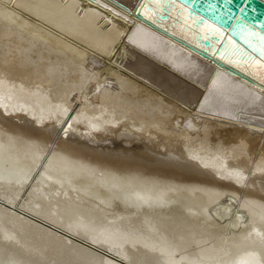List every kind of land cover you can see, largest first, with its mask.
<instances>
[{"label": "bare ground", "instance_id": "1", "mask_svg": "<svg viewBox=\"0 0 264 264\" xmlns=\"http://www.w3.org/2000/svg\"><path fill=\"white\" fill-rule=\"evenodd\" d=\"M167 4L0 0V264H264V64L207 54L220 29ZM224 189L238 210L209 215Z\"/></svg>", "mask_w": 264, "mask_h": 264}, {"label": "water", "instance_id": "2", "mask_svg": "<svg viewBox=\"0 0 264 264\" xmlns=\"http://www.w3.org/2000/svg\"><path fill=\"white\" fill-rule=\"evenodd\" d=\"M171 1L167 0L168 4L164 13H160L158 21L170 18L168 7ZM175 1L187 6L191 16L199 17L198 24L210 22L220 29L221 36L212 34L203 38L201 34L198 35L197 42L204 46L203 50L207 54L208 51H214L216 55L222 53L230 59L240 56L248 62L259 59L264 64V0ZM136 14L144 18L139 10Z\"/></svg>", "mask_w": 264, "mask_h": 264}, {"label": "rangeland", "instance_id": "3", "mask_svg": "<svg viewBox=\"0 0 264 264\" xmlns=\"http://www.w3.org/2000/svg\"><path fill=\"white\" fill-rule=\"evenodd\" d=\"M154 66H158L161 69L167 71V68H165L162 64L160 65V63L159 64L154 63ZM156 71L158 73L162 74L159 70H156ZM169 73H171V72H169ZM171 74L180 81V82L179 81L178 82L181 85L180 87H182L181 90L184 91V94L186 96L180 97V94L176 93L177 89L176 90L173 89L174 91H171L168 88V85H173L169 82L171 80L168 79L167 77H164V76H158L153 72V75L155 76L153 78L154 85L156 86L157 90H160L161 94L164 93L167 97H169L170 100H172L173 104H176L179 108L184 107V108L189 109V110L192 109L193 105L196 103V101H198L201 93H194V96H193L192 94H190V92L187 91V89H190L188 86L190 83L189 82H183L181 77L177 76L176 74H173V73H171ZM175 88H177V86ZM191 90L192 89H190V91ZM192 92H194V91L192 90ZM195 96H197V98ZM251 115H252V118L249 119L251 124L257 125L259 123H264L263 117H260V116L255 115V114H251ZM179 119H180V121L183 120L181 118H179ZM244 120H246V119H244ZM235 125L239 126V127H248V126H244V125H237V123ZM135 142H138V140H136ZM140 143L142 144V142H140ZM173 144L174 145H170V147L166 149V152H164L163 150H159V152H162L164 155H167L168 157L173 158L174 160L176 159L178 164H181L182 166L192 168V169H185L184 173L178 174V175H180L186 179H191V180H193L192 182H195V183H197L203 187H207V188L210 187L206 183V181L208 180L207 176H213V175L210 174L207 170L201 169L203 166L200 164L199 160H198L199 161L198 162L197 160H194L191 158H186V157H184L185 156L184 154H183L184 156H181V155L175 156V154L172 152L173 149H175V147L179 149L180 147L177 146V143H173ZM123 146L126 148H131V145H126L125 143H123ZM159 152L157 153V156H160ZM199 167H201V168H199ZM205 175H207V176H205ZM261 181H262V183H264V177L261 179ZM246 187H247V185L244 188H246ZM224 190H226V189H224ZM231 190L232 189H227L225 192H223L222 194L219 195L220 198H217L215 201H213V203L208 208V214L209 215L215 216L214 210L215 209L217 210V209L225 206V203L231 204V202H233L232 203L233 207H235L236 210H238V204L240 203V201H239V199H237V201L235 199H230L229 194H233V191H234V190H232V192H231ZM161 201H163V200H161ZM223 219H225V221L233 220V217L231 215H229V216H225ZM225 221H223V223Z\"/></svg>", "mask_w": 264, "mask_h": 264}, {"label": "snow or ice", "instance_id": "4", "mask_svg": "<svg viewBox=\"0 0 264 264\" xmlns=\"http://www.w3.org/2000/svg\"><path fill=\"white\" fill-rule=\"evenodd\" d=\"M262 67H264V65H262Z\"/></svg>", "mask_w": 264, "mask_h": 264}]
</instances>
